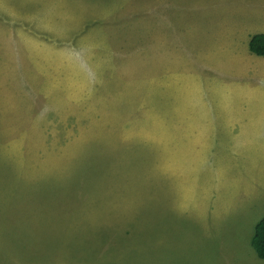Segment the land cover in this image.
Segmentation results:
<instances>
[{"label": "rangeland", "instance_id": "obj_1", "mask_svg": "<svg viewBox=\"0 0 264 264\" xmlns=\"http://www.w3.org/2000/svg\"><path fill=\"white\" fill-rule=\"evenodd\" d=\"M245 24L264 0H0V264H264Z\"/></svg>", "mask_w": 264, "mask_h": 264}, {"label": "trees", "instance_id": "obj_2", "mask_svg": "<svg viewBox=\"0 0 264 264\" xmlns=\"http://www.w3.org/2000/svg\"><path fill=\"white\" fill-rule=\"evenodd\" d=\"M249 50L259 56H264V33L253 34L248 42ZM251 246L257 256L264 259V215L256 223L251 238Z\"/></svg>", "mask_w": 264, "mask_h": 264}, {"label": "crops", "instance_id": "obj_3", "mask_svg": "<svg viewBox=\"0 0 264 264\" xmlns=\"http://www.w3.org/2000/svg\"><path fill=\"white\" fill-rule=\"evenodd\" d=\"M250 25H248V24H245L242 28H241V32H242V36H243V38H244V41H245V44H247V46H248V42H249V39H250V37L253 35V34H255V33H264V31H253V30H251V29H249V28H252V27H249ZM229 30H227V31H224V30H221L220 32L221 33H224V34H226V32H228ZM248 49H249V46H248ZM70 50H72L71 48H70ZM250 51V50H249ZM246 52H247V50H246ZM251 52V51H250ZM248 53V52H247ZM252 53V52H251ZM254 54V53H253ZM256 55V54H255ZM262 58H264V56H259V55H257V56H251L250 54H248V60H251V59H254V60H260V59H262ZM256 64H260V65H263L264 64V62H258V63H256Z\"/></svg>", "mask_w": 264, "mask_h": 264}]
</instances>
